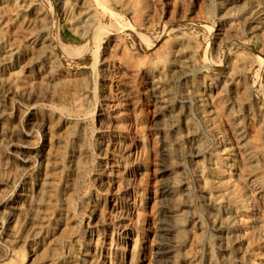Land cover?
I'll use <instances>...</instances> for the list:
<instances>
[{
  "label": "rangeland",
  "instance_id": "rangeland-1",
  "mask_svg": "<svg viewBox=\"0 0 264 264\" xmlns=\"http://www.w3.org/2000/svg\"><path fill=\"white\" fill-rule=\"evenodd\" d=\"M0 264H264V0H0Z\"/></svg>",
  "mask_w": 264,
  "mask_h": 264
}]
</instances>
